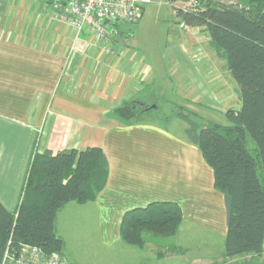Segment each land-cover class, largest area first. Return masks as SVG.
Segmentation results:
<instances>
[{
  "label": "crops",
  "instance_id": "1",
  "mask_svg": "<svg viewBox=\"0 0 264 264\" xmlns=\"http://www.w3.org/2000/svg\"><path fill=\"white\" fill-rule=\"evenodd\" d=\"M37 2L0 0V201L17 210L34 153L98 146L109 162L105 188L96 200L71 201L57 215L63 256L71 264H83V254L94 250V236L99 254L123 242L124 214L155 201L181 207L177 233L186 227L192 234L220 236L225 243L224 195L186 131L176 135L149 118L128 122L113 114L115 106L128 100L146 104L133 98L143 90L144 76L118 44L122 34L115 46L125 52L107 55L91 32L77 35L57 20L52 0ZM41 125L46 137L38 149ZM175 250L186 254L190 248ZM224 254L225 249L220 255L224 264L264 262V251L230 258ZM172 256L167 259L176 258ZM193 259V264H214L207 254Z\"/></svg>",
  "mask_w": 264,
  "mask_h": 264
},
{
  "label": "trees",
  "instance_id": "2",
  "mask_svg": "<svg viewBox=\"0 0 264 264\" xmlns=\"http://www.w3.org/2000/svg\"><path fill=\"white\" fill-rule=\"evenodd\" d=\"M241 1L201 0L198 10H178L186 25L204 26L216 46L227 52L228 69L240 87L241 107L227 111L228 125L201 126L189 115L177 113L188 123L187 137L212 168L214 186L224 195L226 258L264 251V0ZM151 109L128 100L115 106L113 114L128 122H142ZM247 135L257 145L263 181L246 146ZM108 176V158L98 146L34 153L17 210H9L0 201V264L7 252L16 253L22 244L36 245L48 255H63L65 241L56 225L59 211L71 201L96 200ZM182 221L178 204L155 201L124 214L120 237L126 244L143 248L149 235H176Z\"/></svg>",
  "mask_w": 264,
  "mask_h": 264
},
{
  "label": "rangeland",
  "instance_id": "3",
  "mask_svg": "<svg viewBox=\"0 0 264 264\" xmlns=\"http://www.w3.org/2000/svg\"><path fill=\"white\" fill-rule=\"evenodd\" d=\"M45 1V0H33ZM222 4H238L241 0H211ZM190 0H151L143 6V17L138 23H120L124 33L118 44L125 47L127 58L134 68L141 70L144 87L133 98L152 108L146 118L184 135L188 123L177 113L189 115L206 126L211 122L230 124L227 111L241 107L240 87L228 69V54L211 40L204 26H188L178 15ZM242 3V1H241ZM118 55L124 50L115 46ZM40 126L38 146L46 137ZM246 146L254 156L257 172L263 181L261 157L257 145L247 135ZM186 227L172 236H148L143 248L124 241L113 246L108 253L94 250L83 254V264H193L194 257L210 255L214 264H224L220 258L225 249L223 238L215 234H192ZM90 241V238H89ZM87 241V243L89 242ZM123 244L129 247L126 249ZM190 248L186 254L175 250L178 246ZM130 248V249H127ZM169 248H174L168 251ZM205 251L203 252L199 251ZM76 258L81 254L73 253ZM176 256L175 259H167ZM79 258V257H78ZM166 258V259H165ZM239 259L242 257H238ZM259 259L254 263H258ZM243 262V261H242ZM241 262V263H242ZM201 262L199 261L198 264ZM240 263V264H241ZM237 264V263H236Z\"/></svg>",
  "mask_w": 264,
  "mask_h": 264
},
{
  "label": "built area",
  "instance_id": "4",
  "mask_svg": "<svg viewBox=\"0 0 264 264\" xmlns=\"http://www.w3.org/2000/svg\"><path fill=\"white\" fill-rule=\"evenodd\" d=\"M151 0H52L54 17L69 24L80 35L91 32L93 39L107 55L118 54L115 41L120 23H138L143 6ZM201 0H190L183 11L198 10ZM125 52V51H124ZM71 264L63 255L46 254L40 247L22 244L13 254L6 253L3 264Z\"/></svg>",
  "mask_w": 264,
  "mask_h": 264
},
{
  "label": "water",
  "instance_id": "5",
  "mask_svg": "<svg viewBox=\"0 0 264 264\" xmlns=\"http://www.w3.org/2000/svg\"><path fill=\"white\" fill-rule=\"evenodd\" d=\"M156 106H153L152 108H155Z\"/></svg>",
  "mask_w": 264,
  "mask_h": 264
}]
</instances>
